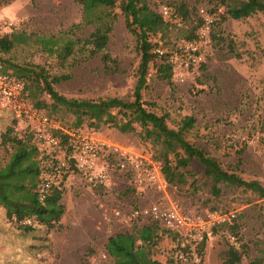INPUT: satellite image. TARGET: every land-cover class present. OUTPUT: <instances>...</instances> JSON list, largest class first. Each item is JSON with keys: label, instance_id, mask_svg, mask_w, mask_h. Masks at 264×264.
<instances>
[{"label": "rangeland", "instance_id": "obj_1", "mask_svg": "<svg viewBox=\"0 0 264 264\" xmlns=\"http://www.w3.org/2000/svg\"><path fill=\"white\" fill-rule=\"evenodd\" d=\"M115 0L108 11L116 15L108 44L103 51L109 56L104 63L101 53L90 54V46L75 47V54L60 63L55 55L45 53L37 42L40 37L61 38L72 32L73 39H86L94 25L82 23L81 6L76 0H0V39H10L9 51L0 50V61L8 71L24 72L28 96L34 102L49 105L43 79L62 77L52 87L67 99L92 100L117 97L133 101L141 55L137 39L126 28L120 5ZM140 19L148 22L161 7L186 5L193 19L199 9L215 19L210 45L204 50L197 68L178 81L157 74V65H149L146 84L141 92L146 110L166 117L169 128L177 129L185 117H193V128L186 139L215 158L228 173L245 181L264 186V0H135ZM252 3V4H250ZM250 5V12L245 9ZM148 9V12H144ZM231 13H230V12ZM235 13V14H234ZM7 23H12L7 27ZM188 21L168 27L151 37L156 48L171 50L185 40ZM17 36L19 39L11 37ZM22 39H24L22 41ZM172 73V72H171ZM148 74H151L149 76ZM43 113L58 119L62 127H72L74 118L64 110ZM117 111H114L115 114ZM9 113L0 110V136L16 126ZM83 128L100 138L130 148L153 159L157 147L142 142L137 134H122L112 125ZM139 131V129L137 128ZM42 154L49 149L39 147ZM11 148L0 145V162L7 161ZM155 160V159H154ZM157 161V160H156ZM210 181L201 166L191 162L186 169V184L178 186L175 199L187 208L233 211L236 218L214 230L205 243L204 264H224L230 247L241 253V264H264V199L236 186H220V194L210 192ZM62 204L65 211L60 229L48 231L36 225L31 231L10 221L0 207V264H113L105 253L107 239L126 231L113 215L117 208L124 212L145 206L156 196L139 198L118 171L112 173V186L106 192L91 188L78 176L67 177L63 185ZM147 223L139 220L136 226ZM131 230V229H127ZM157 246L152 257L166 259L170 239L162 229L157 231ZM92 237L96 243L87 246ZM233 240H232V239ZM106 255V259L102 256Z\"/></svg>", "mask_w": 264, "mask_h": 264}, {"label": "trees", "instance_id": "obj_2", "mask_svg": "<svg viewBox=\"0 0 264 264\" xmlns=\"http://www.w3.org/2000/svg\"><path fill=\"white\" fill-rule=\"evenodd\" d=\"M76 1L81 6L82 23L95 26L88 38L73 39L72 32L69 31L62 33L60 39L52 36L40 37L37 42L45 53L55 55L60 63L66 62L73 56L75 47L80 44L82 49L90 46L91 55L101 53L103 62L107 63L109 56L103 51L108 44L109 33L112 30L113 20L116 18V15H111L108 11L114 7L115 0ZM134 2L135 0H125L120 5L126 28L136 37L141 55L133 101L127 102L117 97L98 101L67 99L52 87V84H58L63 78L52 77L50 81H47L45 77L43 89L51 100L49 105H45L41 102H33L29 98L22 69L17 68L9 72L25 81V96L36 109L42 111V108L46 107L51 113L64 110L73 116L74 123L68 128L84 130L83 125L93 129L109 124L122 134H137L142 142H148L153 147H157L158 155L154 159L160 163L164 179L177 187L186 184V169L191 162H196L201 166L204 177L210 181V192L214 197L219 196L220 186L225 185L242 188L254 193L259 199H264V186L259 182L245 181L234 173H228L215 158L208 156L202 149L186 139L187 133L193 128L195 122L193 117L183 118L179 127L172 129L168 127L164 115L159 116L146 110L141 92L146 84L149 65L159 64L157 74L163 80H169L172 75L164 59H159L153 54L156 45L150 41V38L162 34L168 27L177 24V21L182 24L188 21L193 25L189 27L184 41H191L195 39L196 31L201 27V20L198 17L193 19L186 5L181 4L173 8L168 6L173 11L168 17H163L161 13L154 15L150 13L148 17H151L146 22L145 18L140 19L138 13L141 9H137ZM249 6L236 14L244 10L249 13ZM144 12L149 13L148 9ZM11 37L19 39L14 35ZM211 38H214L212 33ZM11 46L12 42L6 36L0 39L1 51L7 52ZM114 111L117 112L114 114ZM45 115L54 119L48 114ZM12 132L13 130L9 128L0 136V145L3 147L9 145L11 148L7 161L3 164L0 162V207L5 210V216L10 221L19 224L29 219L30 224L20 225L27 231H31L36 225L43 226L48 231L60 229V219L65 211L62 196L66 176H63L60 187H52L45 198L40 200L38 191L42 183V173L45 168L50 171L52 165L49 166L48 156L40 152L32 136L18 138ZM61 138L64 143L66 136L62 135ZM130 229L107 239L105 253L113 264H165L152 257V249L157 246L158 241L157 231L161 230L158 224L150 223L139 228L134 224ZM162 231L166 233L171 243L172 234L163 229ZM227 255L228 258L224 264H241V253L233 247H230Z\"/></svg>", "mask_w": 264, "mask_h": 264}, {"label": "built area", "instance_id": "obj_3", "mask_svg": "<svg viewBox=\"0 0 264 264\" xmlns=\"http://www.w3.org/2000/svg\"><path fill=\"white\" fill-rule=\"evenodd\" d=\"M160 13L168 17L173 11L163 6ZM197 17L201 20V27L196 31L195 39L183 41L171 50L159 47L153 50L157 58L164 59L165 65L180 82L184 81L185 73L198 67L203 51L211 43L214 17L204 9L197 11ZM181 24L177 21V25ZM11 25L7 23V27ZM3 26L0 23V34ZM25 88V81L7 71L0 61V110L9 113L18 138L30 135L38 149H49L45 155L52 167L50 171L45 168L42 173L38 191L40 200L52 187H60L63 176L66 179L78 176L89 187L106 192L112 186V173L116 169L139 198L156 196L153 202L127 212L115 209L112 213L117 223L126 230L139 220L147 224L156 223L172 234L165 264H204L205 243L212 238L214 229L230 224L236 218L233 211L185 207L175 199L178 187L164 179L158 161L100 138L87 129L62 127L57 119L34 107L25 96ZM62 135L66 136L64 143ZM30 223L25 219L19 224ZM102 258L106 259V255Z\"/></svg>", "mask_w": 264, "mask_h": 264}, {"label": "crops", "instance_id": "obj_4", "mask_svg": "<svg viewBox=\"0 0 264 264\" xmlns=\"http://www.w3.org/2000/svg\"><path fill=\"white\" fill-rule=\"evenodd\" d=\"M92 243H96L97 244V241H94L92 237L89 238V240L87 241V246H92L91 244Z\"/></svg>", "mask_w": 264, "mask_h": 264}]
</instances>
